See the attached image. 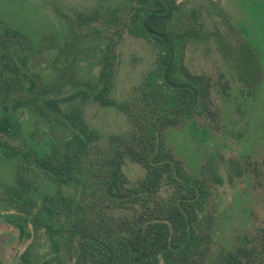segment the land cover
<instances>
[{
	"label": "rangeland",
	"instance_id": "obj_1",
	"mask_svg": "<svg viewBox=\"0 0 264 264\" xmlns=\"http://www.w3.org/2000/svg\"><path fill=\"white\" fill-rule=\"evenodd\" d=\"M174 1L168 27L185 31L181 63L191 74L209 79L207 101L213 115L184 116L164 126L162 138L191 177L221 178L220 184L209 183L201 225L207 236L199 261L216 264L220 254L245 248L256 263L264 258V0ZM135 2L0 0V66L14 65L26 73L7 70L5 77L20 80L17 94L40 96L42 88V95L60 98L61 113L77 110L96 133L97 153L107 149L110 136L129 130L128 116L90 96H65L97 89L106 53L114 66L109 96L121 104L132 101L135 88L158 59L155 43L128 32ZM7 104L18 127L15 135L4 137L6 147H0V264H19L25 249L30 260L42 262L51 256L43 232L27 224L20 235L6 217L20 202L11 188L18 187L16 171L23 163L32 197L55 192L57 185L44 178L32 154L47 153L66 128L54 117L47 126L30 107L11 109ZM121 169L129 182L144 172L127 158ZM159 264L166 263L159 258Z\"/></svg>",
	"mask_w": 264,
	"mask_h": 264
},
{
	"label": "trees",
	"instance_id": "obj_2",
	"mask_svg": "<svg viewBox=\"0 0 264 264\" xmlns=\"http://www.w3.org/2000/svg\"><path fill=\"white\" fill-rule=\"evenodd\" d=\"M175 9L174 0H136L130 7L128 32L155 43L158 52L154 69L135 88L131 102L117 103L109 96L114 66L106 53L97 89L91 94L78 89L65 96H90L100 106H114L128 116L131 127L110 136L105 151H95L96 133L77 110L61 113L60 98L42 95V88L40 96L17 94L20 80L7 79L5 73H26L14 65L0 66V147H6L4 137L15 135L18 127L7 103L11 109L32 108L47 126L56 118L66 128L47 153L32 154L44 178L57 185L55 192L32 197L25 166L17 167L18 187L11 189L20 202L14 206L16 212L6 217L20 235L27 224L33 231L41 230L51 252L48 259L35 263L25 249L19 264H159V258L166 264H200L209 183L220 184L221 178L191 177L162 138L161 129L184 116L213 115L207 101L209 79L191 74L181 63L185 31L168 27ZM125 158L143 168V176L134 182L122 172ZM70 186L73 192L62 191ZM251 254L237 248L220 254L216 264H264L263 257L254 263Z\"/></svg>",
	"mask_w": 264,
	"mask_h": 264
}]
</instances>
